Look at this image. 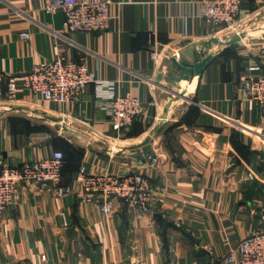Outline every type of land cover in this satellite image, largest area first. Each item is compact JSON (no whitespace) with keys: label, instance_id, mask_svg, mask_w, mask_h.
Instances as JSON below:
<instances>
[{"label":"crops","instance_id":"0c3cea01","mask_svg":"<svg viewBox=\"0 0 264 264\" xmlns=\"http://www.w3.org/2000/svg\"><path fill=\"white\" fill-rule=\"evenodd\" d=\"M206 1L113 0L110 28L86 33L67 30L62 12L47 11L50 0H0V71L64 55L142 105L124 132L100 107L110 89L96 83L77 103L44 101L20 86L14 105L0 106V170L60 150V186L70 188H19L0 230V264H233L230 249L264 228V115L241 89L252 64L264 72V29L245 32L261 20L264 0H242L238 20L217 27L200 14ZM236 33L239 42L206 50L216 58L200 78L180 82L184 97L172 96L166 75L185 42ZM148 136L150 155L139 146ZM81 167L146 175L151 211L115 198L114 214L103 213L76 180Z\"/></svg>","mask_w":264,"mask_h":264},{"label":"built area","instance_id":"2783aa9c","mask_svg":"<svg viewBox=\"0 0 264 264\" xmlns=\"http://www.w3.org/2000/svg\"><path fill=\"white\" fill-rule=\"evenodd\" d=\"M112 4L113 0H50L47 11L62 12L64 26L71 32H101L110 28L114 18L111 12ZM241 5L242 0H208L204 2L200 14L209 25H231L238 20ZM22 36L29 37V33L24 32ZM243 54L246 55L247 52ZM248 69L249 72L241 77L242 93L247 99L256 102L264 115V72L257 64H252ZM90 83H96L99 89H110L99 95L100 107L108 114L115 130H129L142 112L140 97L129 93L117 94L112 89L113 82L98 79L85 62H78L64 55L36 63L26 72L0 71V103H14L18 100L20 86L35 96L39 95L44 101L77 103ZM149 157L153 162L157 161V158ZM64 163V153L56 150L38 160L18 165L5 164L2 167L0 230L8 207L20 198L19 188L22 185L37 184L44 188H55L59 195L69 193V187L60 186ZM75 177L84 191L91 195L89 199L97 195L99 207L107 215L115 212V198H120L136 211H151L154 187L144 174H92L88 173L85 167H81ZM226 260L233 264H264V228L253 231L230 249Z\"/></svg>","mask_w":264,"mask_h":264},{"label":"water","instance_id":"95a60500","mask_svg":"<svg viewBox=\"0 0 264 264\" xmlns=\"http://www.w3.org/2000/svg\"><path fill=\"white\" fill-rule=\"evenodd\" d=\"M243 37V33H236L235 36L223 35L218 37H211L207 40L201 41L199 44L185 42V47L181 52V57H173L171 59L170 72L166 75L170 78L171 85L175 89L170 88L172 96L184 97L180 82L182 80L191 81L193 77L200 78L204 70L216 58L215 52L206 54L207 49H212L214 45H232L239 42ZM162 78L165 76L161 75ZM151 136L146 137L143 142L139 144L145 154L152 153Z\"/></svg>","mask_w":264,"mask_h":264},{"label":"rangeland","instance_id":"374dc122","mask_svg":"<svg viewBox=\"0 0 264 264\" xmlns=\"http://www.w3.org/2000/svg\"><path fill=\"white\" fill-rule=\"evenodd\" d=\"M263 14H264V13H263ZM263 14L261 15L262 18H261L260 21H258V20L255 19L256 24H255L254 26L251 27V26L248 25V27H247V26L245 25V26L247 27V28L244 27V28H245V32L247 31L246 33H249V34H250V33H253V34H255V35H256V33H257V34H260L259 32H256V31H258L259 29H262V28L264 29V26H263V25H264V15H263ZM243 26H244V25H243ZM237 27L240 28V25H237ZM244 28H242V29H244ZM251 30H252V31H251ZM246 33H245V34H246ZM261 33H262V32H261ZM8 105H14V104H13V103H0V106H2L3 109H4L5 107H7ZM1 110H2V109H1Z\"/></svg>","mask_w":264,"mask_h":264},{"label":"trees","instance_id":"16d2710c","mask_svg":"<svg viewBox=\"0 0 264 264\" xmlns=\"http://www.w3.org/2000/svg\"><path fill=\"white\" fill-rule=\"evenodd\" d=\"M134 122H135V121H134ZM132 125H133V124H132ZM131 127H132V126H131ZM131 127H130V128H131ZM63 153H64V152H63ZM64 157H65V155H64ZM65 162H66V159H65ZM64 166H65V163H64ZM63 169H64V167H63Z\"/></svg>","mask_w":264,"mask_h":264},{"label":"bare ground","instance_id":"6f19581e","mask_svg":"<svg viewBox=\"0 0 264 264\" xmlns=\"http://www.w3.org/2000/svg\"><path fill=\"white\" fill-rule=\"evenodd\" d=\"M186 85V82H183V86H185Z\"/></svg>","mask_w":264,"mask_h":264}]
</instances>
